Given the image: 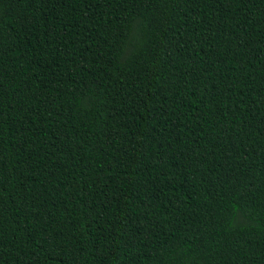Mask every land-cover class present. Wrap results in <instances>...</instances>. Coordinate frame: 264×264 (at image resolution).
Segmentation results:
<instances>
[{"label":"trees","instance_id":"16d2710c","mask_svg":"<svg viewBox=\"0 0 264 264\" xmlns=\"http://www.w3.org/2000/svg\"><path fill=\"white\" fill-rule=\"evenodd\" d=\"M0 264H264V0H0Z\"/></svg>","mask_w":264,"mask_h":264}]
</instances>
